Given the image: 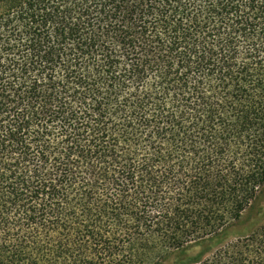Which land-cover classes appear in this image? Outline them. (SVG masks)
I'll return each instance as SVG.
<instances>
[{
    "label": "trees",
    "instance_id": "trees-1",
    "mask_svg": "<svg viewBox=\"0 0 264 264\" xmlns=\"http://www.w3.org/2000/svg\"><path fill=\"white\" fill-rule=\"evenodd\" d=\"M0 264H264V0H0Z\"/></svg>",
    "mask_w": 264,
    "mask_h": 264
},
{
    "label": "rangeland",
    "instance_id": "rangeland-1",
    "mask_svg": "<svg viewBox=\"0 0 264 264\" xmlns=\"http://www.w3.org/2000/svg\"><path fill=\"white\" fill-rule=\"evenodd\" d=\"M246 216H247V215H245L244 217L246 218ZM261 218H262V215H260V216H257V215H256V216H255V220H254V222H253L254 225H257V223H259V220H260Z\"/></svg>",
    "mask_w": 264,
    "mask_h": 264
}]
</instances>
